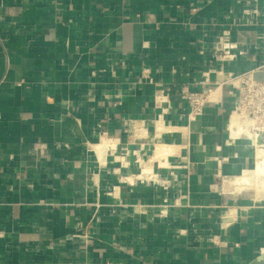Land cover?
I'll list each match as a JSON object with an SVG mask.
<instances>
[{"label": "crops", "instance_id": "obj_1", "mask_svg": "<svg viewBox=\"0 0 264 264\" xmlns=\"http://www.w3.org/2000/svg\"><path fill=\"white\" fill-rule=\"evenodd\" d=\"M263 2L0 0V264H264V196L224 190L257 163L224 78L264 64Z\"/></svg>", "mask_w": 264, "mask_h": 264}, {"label": "bare ground", "instance_id": "obj_2", "mask_svg": "<svg viewBox=\"0 0 264 264\" xmlns=\"http://www.w3.org/2000/svg\"><path fill=\"white\" fill-rule=\"evenodd\" d=\"M219 91V90H218ZM217 94V92H215ZM253 120L246 118L238 113H234L228 122V132L234 138H242L251 140L252 146L256 150L257 163L256 166L251 170L243 171L242 175L225 178L224 180V190L226 192H240L243 189H253L258 198L264 196V137L259 133L252 132ZM157 132H167L172 131L166 126L163 119L160 117L154 126ZM112 141H108L106 138H102L93 148L98 152L100 157H105V152L114 146ZM179 150L177 146H171V144L157 143L155 147L154 156L151 157L150 163H147L143 170L145 173L152 172V162L153 160L167 159L169 154L174 153V151Z\"/></svg>", "mask_w": 264, "mask_h": 264}, {"label": "built area", "instance_id": "obj_3", "mask_svg": "<svg viewBox=\"0 0 264 264\" xmlns=\"http://www.w3.org/2000/svg\"><path fill=\"white\" fill-rule=\"evenodd\" d=\"M258 2V0H254ZM264 6V2H263ZM246 14H258L255 7L252 11L246 10ZM228 36L227 32H224ZM228 48L227 46H224ZM264 72V64L257 70L243 72L241 74H230L224 78V84L233 87L236 96V107L234 113H238L246 118L253 120L254 131L264 134V80H258L256 73ZM144 74H149V69L144 70ZM186 99L191 110L196 116L202 114L203 107L206 103L212 101V89L201 92L185 91Z\"/></svg>", "mask_w": 264, "mask_h": 264}, {"label": "rangeland", "instance_id": "obj_4", "mask_svg": "<svg viewBox=\"0 0 264 264\" xmlns=\"http://www.w3.org/2000/svg\"><path fill=\"white\" fill-rule=\"evenodd\" d=\"M250 128H251V130H253L252 132H255L254 129H252V127H250ZM256 133H257V132H256Z\"/></svg>", "mask_w": 264, "mask_h": 264}]
</instances>
